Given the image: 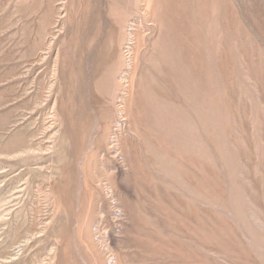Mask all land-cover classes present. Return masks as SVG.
<instances>
[{"label":"rangeland","instance_id":"1","mask_svg":"<svg viewBox=\"0 0 264 264\" xmlns=\"http://www.w3.org/2000/svg\"><path fill=\"white\" fill-rule=\"evenodd\" d=\"M0 264H264V0H0Z\"/></svg>","mask_w":264,"mask_h":264}]
</instances>
